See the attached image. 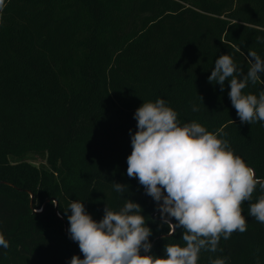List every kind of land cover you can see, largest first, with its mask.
<instances>
[{
  "label": "trees",
  "instance_id": "trees-1",
  "mask_svg": "<svg viewBox=\"0 0 264 264\" xmlns=\"http://www.w3.org/2000/svg\"><path fill=\"white\" fill-rule=\"evenodd\" d=\"M257 36H264V0H4L0 233L9 247H0V264L83 258L62 220L68 223L72 200L99 221L106 205L118 211L130 199L152 229V254L184 244L183 230L165 223L157 203L127 175L130 130L137 131L134 113L144 102L163 99L181 125L195 121L220 133L264 179V122L241 123L229 82L221 91L208 81L220 55H231L244 74L250 50L264 59ZM262 90L264 83L249 82L242 91ZM113 182L128 190L116 192ZM262 194L257 185L241 205L247 230L221 237L215 252L201 250L198 264H264V224L249 216Z\"/></svg>",
  "mask_w": 264,
  "mask_h": 264
},
{
  "label": "clouds",
  "instance_id": "clouds-1",
  "mask_svg": "<svg viewBox=\"0 0 264 264\" xmlns=\"http://www.w3.org/2000/svg\"><path fill=\"white\" fill-rule=\"evenodd\" d=\"M3 7L4 0H0V10ZM256 41L264 43V36H257ZM248 57L249 69L244 74L231 55H220L208 81L219 84L221 91L228 81V95L237 116L241 123L252 124L264 122V90L258 96L242 90L249 82L264 83L260 75L264 59L251 50ZM198 110L194 105L193 111ZM134 119L137 131L131 134L130 130L127 175L137 179L157 203L165 223L173 230H183L184 244L168 243L163 256L152 254V229L140 204L130 199H125L118 211L106 205L99 221L86 211L83 202L72 200L65 210V214L71 212L67 215L68 233L83 258L74 255L70 264H198L201 250L215 252L221 237L227 240L234 232L247 230L241 205L251 201L257 185L264 192V179L256 177L255 170L234 153L220 133L195 121L181 125L178 113L165 100L144 102ZM113 186L122 195L128 190L124 184L113 182ZM249 216L264 224V194L250 204ZM0 247H9L3 233ZM210 264H225V259H211Z\"/></svg>",
  "mask_w": 264,
  "mask_h": 264
},
{
  "label": "water",
  "instance_id": "water-1",
  "mask_svg": "<svg viewBox=\"0 0 264 264\" xmlns=\"http://www.w3.org/2000/svg\"><path fill=\"white\" fill-rule=\"evenodd\" d=\"M31 194V205H32V203H33V197H34V195L32 194V193H30ZM56 202V204H55V209H56V211H57V209H58V204H57V201H55ZM45 207V205L43 206V208ZM58 215H59V213H58ZM60 216V215H59ZM155 216V215H154ZM62 220L64 221V230H65V233H66V235L68 236V237H70V235H69V233H68V228H69V226H68V223L67 222H65V220L62 218Z\"/></svg>",
  "mask_w": 264,
  "mask_h": 264
},
{
  "label": "rangeland",
  "instance_id": "rangeland-1",
  "mask_svg": "<svg viewBox=\"0 0 264 264\" xmlns=\"http://www.w3.org/2000/svg\"><path fill=\"white\" fill-rule=\"evenodd\" d=\"M31 163H32L33 165L38 166V165L41 163V160H32ZM33 200H34V197H33Z\"/></svg>",
  "mask_w": 264,
  "mask_h": 264
}]
</instances>
